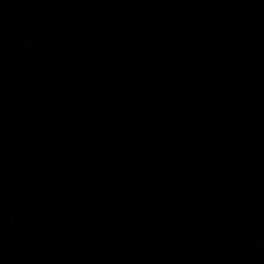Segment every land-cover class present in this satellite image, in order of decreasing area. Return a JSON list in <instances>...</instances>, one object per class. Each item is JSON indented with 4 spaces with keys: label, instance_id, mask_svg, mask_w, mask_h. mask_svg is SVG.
Segmentation results:
<instances>
[{
    "label": "water",
    "instance_id": "1",
    "mask_svg": "<svg viewBox=\"0 0 264 264\" xmlns=\"http://www.w3.org/2000/svg\"><path fill=\"white\" fill-rule=\"evenodd\" d=\"M0 264H264V0H0Z\"/></svg>",
    "mask_w": 264,
    "mask_h": 264
}]
</instances>
